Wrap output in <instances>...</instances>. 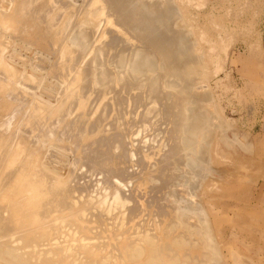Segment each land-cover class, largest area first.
Listing matches in <instances>:
<instances>
[{
	"label": "bare ground",
	"instance_id": "obj_1",
	"mask_svg": "<svg viewBox=\"0 0 264 264\" xmlns=\"http://www.w3.org/2000/svg\"><path fill=\"white\" fill-rule=\"evenodd\" d=\"M4 1L0 229L9 236L0 235V264H224L221 223L207 198L218 183L226 197L249 188L214 167L215 151L238 153L237 139L225 134L230 121L211 90L195 85L217 68L211 72L187 15L189 0ZM15 40L57 50V61L48 68L40 50L30 72L11 53ZM52 148L69 159L56 160L66 174L47 164ZM90 204L96 212L88 219ZM249 206H239L237 219L264 225V214ZM155 210L159 232L127 235ZM117 217L123 240L107 230L111 239L100 241L95 225Z\"/></svg>",
	"mask_w": 264,
	"mask_h": 264
},
{
	"label": "rangeland",
	"instance_id": "obj_2",
	"mask_svg": "<svg viewBox=\"0 0 264 264\" xmlns=\"http://www.w3.org/2000/svg\"><path fill=\"white\" fill-rule=\"evenodd\" d=\"M186 3L187 15L194 20L196 33L203 34V36L199 34V43H202L201 46L205 48V53H207L211 65V72H213L212 69L217 68L216 70L214 69L215 74L213 72V75L208 80L199 76L200 79H198L199 77L197 78L199 83L196 82L195 85L198 87L199 92L206 89L211 90L214 104L217 106L218 111L230 121L229 127L226 128L228 133L226 132L225 134L230 139L239 141L236 140L235 142L238 152L234 155L236 156L235 158L223 151L214 152L215 157H217L214 167L216 169L219 168V171L222 170L220 172L222 174L228 176L238 175V178L243 182L242 184L249 188L248 191L243 193L235 190L232 197H226L220 194L224 185L218 183V187H213L215 191L214 197L207 198L210 203L212 202L211 205L213 206L211 207L217 221L221 223L220 238L223 240L226 254V262L224 264H264L263 223L253 226V223L239 221L236 217L241 207L246 205H250V208L247 209L248 213L256 211L264 214V0H189ZM4 4H8V1H4ZM11 7L12 4H10ZM38 49L45 54L47 53L48 59L44 60L43 63H47V67L50 68L51 64L57 61L55 60L57 59V50L52 53L50 50L46 51L40 47ZM39 51L28 45L25 46L22 40H15L12 43L11 53L23 59L26 69L30 72L35 70L34 64L42 59L41 56L39 57ZM45 54H42V56L44 55L45 57ZM219 63V67L221 66L220 70L217 67ZM41 71H39L41 73L40 76H44L42 73L47 72L45 68H42ZM51 76L52 74L44 76L48 77L46 85H49L50 88L56 85L55 78L52 76L53 79H51ZM56 98L57 95L55 97L52 96L51 100H56ZM115 116L112 113L109 120L111 121ZM1 118L2 114H0ZM124 127V124H122V128ZM130 129L132 131V126H130ZM139 135L136 133L132 138L135 139ZM135 143L133 142L134 146ZM239 143H242L241 145L243 143H249L248 146L253 145V151H251L252 149L250 151L246 149V153L243 148L248 146H245L247 145L245 144L240 148L245 151L244 153L243 150H239ZM127 147L131 150V145H127ZM55 153L60 154V151L52 148L47 153V164L66 174L67 167L61 166V163H56V160L65 164L69 159L62 160ZM124 155L128 156L127 150ZM65 157L69 158L70 156L65 155ZM5 165L6 162L0 161V174L6 171ZM141 171L142 168L138 172L141 174ZM119 176L126 175L121 174ZM129 176H131V173ZM239 184L238 181L231 182L228 187L238 186ZM3 190H0V193ZM93 194L95 196L97 191ZM78 195L79 193L75 192L74 196L76 198L79 197ZM80 198L82 202L83 197ZM1 200L0 198V208H4ZM226 203H228L227 206ZM90 206L92 204L89 205L88 211L90 213L88 219H90L91 214L96 212V209ZM148 206H151V203H148ZM234 206H237L236 209L232 208ZM254 208L256 209L254 210ZM1 210H3L2 215L4 217L11 212L10 209L6 208ZM155 212L156 210L154 212L147 211L143 217L140 213L139 216L141 215L140 217L142 218L139 220V229L137 228L136 232V228H134L132 231H128L127 235L129 234L132 238H139L143 231L147 229L148 232H159L160 227L158 228L155 224L157 219L155 220L153 217ZM133 215L134 213L131 212L130 217L132 218ZM48 222L51 223L50 221ZM118 223V217L110 218L104 224L95 225L93 230H97L100 233V241L104 240L107 242L108 239H111L105 233L107 230L116 235L119 233L120 235L118 234L116 238L123 236L122 232L124 231L120 230V224ZM140 228H143L141 232ZM2 233L8 234L4 229H0V235ZM120 237L118 239L123 240ZM241 258H244V261L249 263L242 262L243 259Z\"/></svg>",
	"mask_w": 264,
	"mask_h": 264
}]
</instances>
